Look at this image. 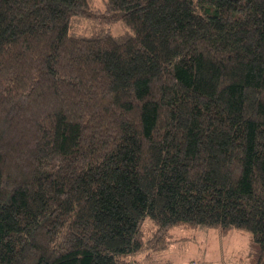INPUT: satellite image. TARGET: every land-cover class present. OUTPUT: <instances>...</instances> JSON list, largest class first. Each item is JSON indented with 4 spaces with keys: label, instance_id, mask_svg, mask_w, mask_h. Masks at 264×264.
I'll return each instance as SVG.
<instances>
[{
    "label": "trees",
    "instance_id": "obj_1",
    "mask_svg": "<svg viewBox=\"0 0 264 264\" xmlns=\"http://www.w3.org/2000/svg\"><path fill=\"white\" fill-rule=\"evenodd\" d=\"M102 1L0 0V264H143L173 227L264 264V0Z\"/></svg>",
    "mask_w": 264,
    "mask_h": 264
},
{
    "label": "rangeland",
    "instance_id": "obj_2",
    "mask_svg": "<svg viewBox=\"0 0 264 264\" xmlns=\"http://www.w3.org/2000/svg\"><path fill=\"white\" fill-rule=\"evenodd\" d=\"M93 4L97 8L104 7L102 0H93ZM71 30L83 35L109 30L112 34L119 35L126 33L127 28L119 20L101 26L93 19L80 17L73 19ZM171 232L173 238L180 240L165 251L145 259L143 264H244L250 252L249 233L245 231L233 229L221 236L213 228L195 230L173 227Z\"/></svg>",
    "mask_w": 264,
    "mask_h": 264
},
{
    "label": "crops",
    "instance_id": "obj_3",
    "mask_svg": "<svg viewBox=\"0 0 264 264\" xmlns=\"http://www.w3.org/2000/svg\"><path fill=\"white\" fill-rule=\"evenodd\" d=\"M144 262H145V260H144ZM144 262H143V263H144Z\"/></svg>",
    "mask_w": 264,
    "mask_h": 264
}]
</instances>
